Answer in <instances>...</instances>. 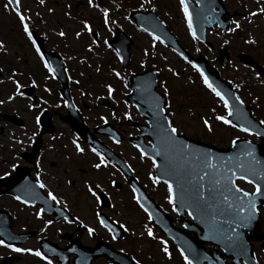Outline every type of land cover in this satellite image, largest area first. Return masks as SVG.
<instances>
[{"label": "rangeland", "instance_id": "1", "mask_svg": "<svg viewBox=\"0 0 264 264\" xmlns=\"http://www.w3.org/2000/svg\"><path fill=\"white\" fill-rule=\"evenodd\" d=\"M36 1L40 5L39 7ZM225 1L230 11H236L237 18L235 21L240 24V28L236 29L233 25L230 31L226 33L219 31L211 33L209 41L217 48L225 46L231 50L233 63L227 69H220V72L225 79L232 81L238 90L239 85L242 84V90H239L240 96L253 106L255 116L260 121H264V85L258 82L254 71L239 63L235 58L238 53L245 52L255 59L261 60L262 64L264 63V14L255 17L250 15L251 12H259L260 9H264V3L258 4L254 0ZM150 3L158 6V14L168 23L169 28L173 29L172 31L178 35L194 56L200 52L213 64L212 59L217 53L208 51L201 45H196L185 21L183 10L175 0H102L99 7H89L88 0H44L43 4H40L39 0H23L20 11L34 20L35 28L38 26L47 31L52 47L67 57L66 62L68 69L72 72V78L82 83L79 86L81 90L74 95H76L77 100H80L78 105L81 107L82 115L89 126L100 125L102 123L101 117L108 118L109 121L117 124L118 120L113 119L114 114L98 105L102 96L107 97L109 95L105 89L106 82L109 81L120 86L121 92L116 94L118 97L128 92L127 88L124 89L117 82V80H126L124 73L127 71H122V75H120L122 79H118L115 74H112L107 66L117 71L118 65L113 55L106 51L104 45L101 44V49L96 50L93 54H89L88 51V46H92V41L90 34L83 28L84 21L90 22L88 25L91 30L95 29L107 37L109 36L108 31L103 29V26L105 27L103 12L107 10L108 20L115 21L114 24L123 27L131 37L132 34L134 36L132 37L134 40L132 68L141 71L152 67L159 72L160 91L164 93L165 87L169 90L171 97L169 103L170 117L178 132L221 148L230 146L232 140L241 137L257 141L255 137L215 121V115H226V113L221 103L216 101L215 96L213 94L211 96L209 90L207 91L204 87L202 79L196 76L194 71L185 62L179 60L176 55L136 31L128 18L129 8L139 7L142 4L143 6H152ZM94 4L99 5L97 0H94ZM49 9L52 11L50 12ZM60 31L65 33L63 37L58 35ZM77 32L80 33L79 37L76 36ZM2 39L6 48L4 49L5 52L0 50V69L1 72L5 73L4 69L9 66V73L4 78L5 83L0 80V101L3 102L0 103V110L20 115L27 124L24 128H19L0 119V176L6 171H11L13 166L25 163L18 157L17 153L30 150L38 133L36 125L38 109L43 110L44 107H47L46 104L39 103L44 100L39 101L37 97L27 100L23 98V95L15 94V86L9 79L13 69L22 70L23 75L15 78L18 82L20 80L22 84L28 85L30 83L28 71L35 72L38 69L41 72V64H38L35 55L28 48L17 17L11 9L6 10L0 1V43H2ZM246 41H254V43H246ZM153 43H155V48L152 47ZM225 44H229V46ZM145 52L148 54L145 55ZM95 54L98 55L97 58ZM107 55H109L108 58H106ZM151 55H156V58L153 59ZM105 59H107L106 65L100 67L98 62H103ZM84 64L87 66L85 67ZM142 65L146 66L143 67ZM168 69H172V71L170 72ZM176 71L180 72L179 76L173 75V72ZM44 85L58 89L57 84L53 85L47 81L40 87ZM20 91L22 92L21 89ZM38 92L40 95L46 96L44 88H40ZM9 96H14V99L9 100ZM83 103L86 105L84 109L82 108ZM28 105H34V107L29 109ZM50 108L55 132L52 133V136L46 135L44 137L45 144L39 154L40 158L38 157L41 159V178L45 184L48 183L51 188L49 190H52L55 195L66 196L65 198L71 202V208L76 214L88 223L95 224L93 211L96 204L87 191L86 183H89L90 186L91 184L93 186L99 184L101 188L104 187L113 199V206L107 211L108 216L129 228L127 240L118 244L121 251L138 250L140 254L141 252L147 253L149 256L152 254L151 261L153 264H170L173 260L166 259L160 250L159 241L154 242L147 237L144 231L146 226L144 214L132 202L131 192L124 179L109 166H103L100 169L93 167L97 163V159L91 156L93 153L89 152L85 144H80L84 150L83 153H76L72 143L73 133L69 126L60 120V115H66V109L57 96L53 99V103L51 101ZM122 111L128 115L131 113L126 106H122ZM120 116L122 117L123 114ZM203 119L209 120L213 129L211 133L204 129ZM131 132L133 131L126 130V135L132 134ZM101 139L134 166L136 176L159 196L164 206L171 210L172 205L167 202L166 191L158 185L150 186L152 183L149 179V174H152L151 165L145 164L144 160L140 161L130 143L125 141L121 147H115L108 139ZM17 141L21 143H17ZM69 181L71 184L68 183ZM3 202V199L0 200V204ZM18 213L24 223L36 226L44 223V221L36 222L35 219H30V214L27 211L19 210ZM50 235L52 237L51 233ZM52 238L55 240L58 239V236ZM105 238L110 241L106 232ZM144 260L147 262L146 259ZM104 262L99 261L100 264H106Z\"/></svg>", "mask_w": 264, "mask_h": 264}, {"label": "snow or ice", "instance_id": "2", "mask_svg": "<svg viewBox=\"0 0 264 264\" xmlns=\"http://www.w3.org/2000/svg\"><path fill=\"white\" fill-rule=\"evenodd\" d=\"M40 4L44 3V0H39ZM15 4L16 7L11 10L15 13L16 17L19 20L20 27L22 29L23 34L27 38V40L31 43L32 48L35 50L36 55L39 57L41 61H43V66L47 69L48 73H52L54 69L52 66L45 61V57L41 52L40 47L37 45L36 40L33 37V33L29 27L28 18L25 17L19 9V0H8V5ZM89 7H96L93 3V0H88ZM180 5L184 13L185 20L188 21V29L192 32V23L191 16L188 11V7L185 4V0H180ZM143 7V4L141 5ZM51 12L52 10L49 9ZM264 14V9H260L259 12H251L250 15L255 17L257 15ZM108 11L104 10V25L108 27L109 23L114 24L115 21L108 20ZM127 18V17H126ZM147 20V18H145ZM235 25V28H240V24L233 20L232 22ZM83 28L91 33V28L87 23L83 24ZM111 29L109 28V31ZM235 30V29H232ZM142 31L146 32L153 42H159L161 44L164 43L159 36L154 35L153 32L148 31L147 28H143ZM61 37L65 35L63 31L58 33ZM193 39H197L195 33H192ZM76 36L79 37L80 33L77 32ZM93 43H96L93 41ZM227 43V42H226ZM246 43H254V41H246ZM107 44V41H105ZM152 47L155 48V43L152 44ZM5 45L0 43V50H3ZM89 52L92 51V48L88 49ZM148 53L145 52V55ZM119 55V53H118ZM185 60L186 63H190L186 57H181ZM143 66V65H142ZM191 67L199 74L202 79L203 85L206 89L209 90L217 99L222 101V107L225 110L226 115H215V121L219 122L222 125H225L229 128H236L238 131L242 133H246L249 136L252 135H264L260 132H253L251 128L245 125L238 126L233 123V119L229 117H235L236 112L233 111V106L229 104V100L225 98V96L210 82L209 78L205 75V73L196 65L191 64ZM168 71H172V69H168ZM16 73H12L9 77L11 82L15 86V94L23 95L20 91L22 85L16 80L13 79ZM118 79H122L119 73H115ZM173 75H178L173 72ZM32 86L35 87L36 84L33 81ZM47 91V89H45ZM109 96L112 95L114 89L109 85L107 88ZM142 91H147V89H142ZM164 96H169V90L167 87L164 88ZM9 100L14 99V96H9ZM155 101H159L160 97H155ZM0 103H3L0 101ZM235 103L238 105H242V101L239 97H235ZM29 109H32L34 105H28ZM170 105L168 103H164L163 106H160L157 103L156 111L153 113L151 118V123L149 124V128H151L154 134L157 136V144L152 147L150 150L153 155H149L145 150L141 149L139 145H134L137 147L140 152V157L142 159H148L151 161V167L153 169H158L159 177L154 176L153 174H149V179L152 181L153 185H157L159 183H163L167 188V202L169 205H172V211L177 212V202L181 208L188 209V216L193 219L199 216L203 220H206L210 224V235L206 236L205 239H217L222 238L227 241V249H231L234 253L243 256L245 254V244L241 238V234L238 231L239 229L248 228L257 215V198L260 196H264V163H261L254 156L253 146L251 143H248L246 147L242 149V155L238 154L234 158L228 159V164L224 165L227 168L226 174L222 168L218 167L216 164L212 163V157L208 153L199 154L192 149L191 145L184 144L177 140L179 136V132L176 127L172 126L171 121L167 120V116L165 115L166 109L169 108ZM215 111V110H213ZM171 113H168L170 115ZM103 120L104 118L101 117ZM125 119H131V116L125 113ZM41 119L39 116L36 117V125L37 127L41 124ZM264 124V121L260 122ZM202 124L205 130L209 133L213 131L211 124L208 119H203ZM35 135V133H34ZM118 142V141H117ZM17 143H21L17 141ZM75 149L78 153H83V149L76 142V140L72 141ZM233 147H236L237 140H232ZM92 151L99 157V163L93 165L96 169H100L102 166H106L107 162L96 149H92ZM153 156L163 157L164 162L162 164H158L156 159ZM173 157H178L183 163L180 166H175L173 164ZM249 158V159H245ZM223 159V158H221ZM233 160L238 161L235 164L236 171L233 170L232 167L228 165L232 164ZM15 167V166H14ZM212 171L209 172L208 170ZM243 181L249 185H251L254 189L252 192L243 191L240 187L236 185L234 181ZM176 184V187L179 189V197L174 194L173 182ZM207 181V195L205 192ZM260 181V183H257ZM36 188L43 189L45 187L44 183L40 182L39 177H37ZM96 189H100V185H95ZM26 191H32L33 189H26ZM88 193L94 200L99 203L100 197L97 195V192L92 188L88 187ZM102 191V189H101ZM138 190L133 188V192L136 193ZM48 200L59 203L57 196H55L51 191L47 193ZM15 199L22 204H28L29 201L21 199L20 196H16ZM137 205L140 208L148 212V220L152 221V215L149 210L142 203L141 199L134 196ZM43 209H40L36 213V218L40 219ZM179 214V212H177ZM218 217H222V219L218 220ZM97 219L100 220V224L102 227H108L103 219H100L99 214H97ZM67 221L68 218L65 217ZM112 223H116L113 221ZM47 224H51V221H48ZM47 224L45 226H47ZM225 225L227 227H225ZM187 227V225H185ZM119 228L127 231V227L125 224H119ZM88 234L92 235L94 229L88 228ZM145 233L149 239L155 240L156 237L152 231V228L145 226ZM134 234V233H133ZM2 235V233H0ZM112 239H116L115 234L112 235ZM159 244L161 245V252L165 257L171 259V254L169 252L168 243L160 239ZM0 246L5 248H11V251L15 253H28L32 256L39 258L42 261H45V264H52L50 259H46L44 255H42L39 250H32L20 247H11V245L5 243L4 240H0ZM226 249V250H227ZM192 251L193 256L196 255L195 250L189 249ZM180 256L183 259L184 264H194V260L190 259L188 255L185 254V250L181 248L179 250ZM136 264H139L137 261Z\"/></svg>", "mask_w": 264, "mask_h": 264}, {"label": "flooded vegetation", "instance_id": "3", "mask_svg": "<svg viewBox=\"0 0 264 264\" xmlns=\"http://www.w3.org/2000/svg\"><path fill=\"white\" fill-rule=\"evenodd\" d=\"M47 43V41H46ZM260 63V61L258 60ZM261 66L264 68V64L260 63ZM260 81L264 83V78L259 77ZM35 79H40L38 76L35 75ZM55 85V83H53ZM9 175H12L9 174ZM7 175H1L2 177L9 176ZM71 184V182H68ZM1 191H4L1 189ZM49 192V190L47 191ZM152 197L158 202L159 196L154 192L150 191ZM57 196L59 203L62 204V201L68 200L67 198H64L63 196L55 195ZM4 200L2 204H0V209H4L9 211L11 219H12V233L5 231V236L7 241L12 242L13 245L11 247H20V248H26V249H32V250H39L42 252V248H50L49 244L54 243L61 249H66L70 241H75L77 244H81L76 246L72 249V254L67 258L66 262H59L57 258L55 257H46V259H50L52 261V264H74V259L77 258V255L75 251L78 249L88 250L90 248H94L96 244L99 241H105V230L102 229L99 223V219H97V214L100 210H94L93 211V217L95 219V224L88 223L84 218L80 217V215L76 214L72 209L70 210V207L68 206V202L65 203V207L68 209L72 217L76 221L81 222L85 227L92 228L95 231V236H91L88 234V231L85 230H79L78 229V222H68L66 220H62L59 223H52L50 218H47L46 215H41L40 219L36 218V213L40 211V207L38 205L36 206H27L22 203H18L21 207H23V211H27L30 215V219H35L36 222H42L44 221L43 225L40 223V225L36 226L34 224L30 223H24V221L21 219V215H19V210H21V207L16 204L12 199L9 198L7 195H2L0 197V200ZM56 203V202H55ZM35 211V212H32ZM186 221L188 222V226L190 225L191 219L188 216V214H183ZM173 223L175 226H177L180 230H184V222L181 220V216L177 214H172ZM48 221H51V224H47ZM47 224V226H45ZM259 227L260 232L263 236L262 239L256 237L255 234H251L250 237L247 235V246L248 244L252 247V254L249 253L248 247L245 248V254L243 256L238 255L234 252H229L226 255H224L221 258V261H219L217 258H213L212 261L207 262L204 261L202 264H264V211H260L259 216ZM28 233H35L34 236H31L24 244L18 245L15 244V241L17 237L14 234H28ZM52 234V237L58 236V239H53L50 235ZM108 233V232H106ZM71 235L70 240H66V236ZM163 236V235H162ZM183 240L182 242L184 244L191 245L194 242L195 235L194 231L191 227H189L184 234H182ZM110 238V237H109ZM1 240V239H0ZM124 240H127L124 239ZM123 240V241H124ZM163 240H165L168 243L169 252L171 254V259L167 260H173L171 263L173 264H184L182 257L180 256L179 250L174 246L173 242L163 236ZM120 240H113L110 238V241H108L117 251H121L120 247L118 246L119 243L123 242ZM206 251L209 254L215 253L216 250H220V252H223L221 248L216 247L215 245L207 244L205 246ZM124 252V251H122ZM126 253L130 258H132L135 263L138 261L139 264H153L151 261L152 254L149 256L147 253H142L138 250H133L132 252H124ZM88 256H85L84 259H87ZM150 257V258H149ZM147 260L145 262L144 259ZM150 260V261H149ZM224 260V261H222ZM99 261H105L106 264H114L110 261H108L105 257H94L90 262L84 261L82 264H100ZM176 261V263H175ZM170 263V264H171ZM0 264H45V261L40 260L39 258L32 256L28 253H15L11 251V248H5L3 246H0ZM194 264H200V260H198Z\"/></svg>", "mask_w": 264, "mask_h": 264}, {"label": "water", "instance_id": "4", "mask_svg": "<svg viewBox=\"0 0 264 264\" xmlns=\"http://www.w3.org/2000/svg\"><path fill=\"white\" fill-rule=\"evenodd\" d=\"M185 2H186V5L188 7V10L190 11L189 14L191 16L192 13H194V11H195L194 9L195 8H193L192 5L190 4V0H185ZM204 9L205 8H202V10H204ZM135 14L136 15L134 16V18L137 19V22L140 25V27L142 29L143 28H148V25H146L147 21L145 19L147 17V15L146 16H140L137 13H135ZM193 28H194V29H192L193 33L195 32V34H196L195 36L197 37V39L204 40V38H205L204 29H202L198 33V32H196L194 26H193ZM127 50H129V47L127 48ZM126 55H127V57H129L128 51H126ZM228 56L229 55L227 53L223 52L220 61L222 63L227 62ZM241 59L246 64H250V65L256 66V64L253 62L251 57L242 55ZM191 61L194 64H196L205 73V75L209 78L210 82H212L213 85L215 87H217V89L219 91H221V93L225 96V98L229 100V104L233 106V111L237 113L235 117H231V119H233V123L237 124L238 126L246 124V126L251 128L253 132H260V133L264 134V127L261 125V123L252 117V113H251V111H250V109L248 107H246L244 105H238V104L235 103V97H237V96L232 92V89L229 87V85L225 81L220 79L218 72H216L215 70H213V69H211L209 67V65L206 62L205 58L201 56L198 60H192L191 59ZM224 64H226V63H224ZM146 75H150L151 78L152 79L154 78V80L156 81L154 72L147 73ZM141 77H143V76H141ZM137 78H140V77H135V79H137ZM156 86H157L156 83L152 80L150 82V86L147 88V91H145L147 93V101L144 102V108L145 109L143 107H141L142 111H145L146 109L150 110L151 107L154 106L151 103H152V99H154L153 98L154 94L157 93L155 91ZM138 90H140V89L138 88ZM61 93L66 98L69 96L67 88L62 90ZM130 99H131V97H130ZM68 102H69V104H68L69 116L65 117V121H67V122H69L71 124L72 129L76 133L83 135L84 139L87 140L89 138L88 134L91 133V135H92V131H90V130H88L86 128V126L83 124V120H82L81 116L79 115V113L72 106V103L70 101H68ZM156 104H157V102H156ZM155 111H156L155 107L150 110L151 118H152L153 113ZM10 119L18 120L17 117H13V118H10ZM42 125H43V128H44L43 133H46V132L52 133L54 131V128L52 127V125L50 123V115L45 114L43 116ZM150 132H151V135H150L151 142H152L153 145H156L157 144V136L154 134L152 129H150ZM258 137H260V139L262 141L261 145L254 144V143L249 142L247 140H239V141H237L236 147L232 146L229 149H219V148H217L215 146H209V145L203 144L201 142H195V141H192L190 139H186L183 136H178L177 140L179 142L184 143V144L191 145L192 149L195 152L199 153V154H203V153L210 154L211 157H212V163L216 164L218 167L222 168V170L226 174L230 175V173H227V168H225L224 165L228 164V159L229 158H234L238 154L242 155V149L244 147H246L248 143H251V145L253 146L254 156L256 157V159L261 161V163H264V150H263L264 135H259ZM88 142L90 144L94 145L91 141H88ZM40 146H41V138L39 139L38 143L35 145V147H34L35 150H34L33 154H31L29 156L30 157V161H33V158L35 157V155L39 151ZM150 150L151 149H148V150H145V151L149 155H153ZM153 158L156 159L158 164H162L164 162L163 157L153 156ZM221 158H223V159H221ZM245 159L247 160L249 158H245ZM116 161L117 160H115L114 162H116ZM172 162L177 167L180 166L183 163V161H181L178 157H173V161ZM122 163L118 162L116 164H119L122 167H125V166H123L124 164H122ZM236 163H238V161L233 160L232 164H230L228 166L232 167L233 170L236 171L237 170L236 167H235ZM208 171L211 172L212 170L209 169ZM156 173H157V177H159L158 169H156ZM29 177H30L29 170H27L25 168H19L18 169V173H17L16 176L6 180V182H7V183L5 182L6 183V187H7L6 193L13 194L14 191H17L16 189H18V186L21 184L22 181H24L25 179L30 180ZM130 182H133V180H130ZM170 182H173L174 194L177 197H179V195H180L179 189L176 187L175 182L174 181H170ZM234 182H236V181H234ZM205 183H206L205 192H206V195H207V181H205ZM257 183H260V181H257ZM137 193H138V198L141 199L142 203L145 205V207L152 214L153 218L156 219L155 221H157L159 224L157 222L156 223L158 225H160V223H161V219L160 218L161 217L157 214V212H155L152 209V204L150 202L152 200H149L150 198L149 197L147 198V196H145L146 194L144 193L142 188H139ZM21 197L26 199V197L23 194H21ZM256 203H257V207L258 206L264 207V196L258 197ZM177 205L179 206L178 207V211H180V212H182V210L186 209V208H181L180 205H179V202H177ZM256 218L254 219L255 221H256ZM219 219H222V217H218V220ZM103 220L105 221V223L108 225V227L110 229H112L114 232H117L118 227L115 226L114 223L110 222L104 216H103ZM195 220H196L197 223L200 224V230H196V236H195V239H194V243L198 247H200L203 244V242H212V243H215V244L221 246L225 250L227 249V241L223 240L222 238L211 239V240L205 239L206 236L210 235V231H209L210 224L206 220H203L199 216H197V218H195ZM225 227H227V226L225 225ZM238 231L241 234V238L243 236L245 237L247 235H249L251 237L252 236L251 234H255V233L257 234L258 233V227H257V224L253 223V225H250L248 228L239 229ZM104 247H106V246H104L103 244H99V245H97V247L95 249H88V250H85V251L88 252L89 255L94 257V256H96L95 253H100L101 251H104L103 250ZM226 251H232V250L231 249H227ZM105 254H108V257H114V255H115L111 250H109L107 248L105 250Z\"/></svg>", "mask_w": 264, "mask_h": 264}]
</instances>
